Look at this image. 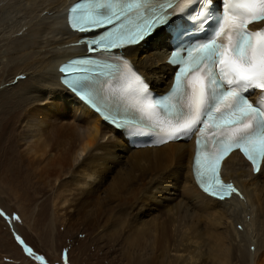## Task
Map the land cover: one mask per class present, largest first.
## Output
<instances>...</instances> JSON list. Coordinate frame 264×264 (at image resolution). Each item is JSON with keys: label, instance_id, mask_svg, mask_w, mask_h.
Masks as SVG:
<instances>
[{"label": "bare ground", "instance_id": "bare-ground-1", "mask_svg": "<svg viewBox=\"0 0 264 264\" xmlns=\"http://www.w3.org/2000/svg\"><path fill=\"white\" fill-rule=\"evenodd\" d=\"M72 1L0 0V34L16 33L7 36L12 48L1 52L0 60L21 58L9 61L13 73L30 72L12 90L18 101L1 112L0 177L6 179L8 172L14 188L20 186L14 179L26 183L29 205L51 192L39 205L53 206L54 237L61 234L58 219L67 224L77 219L90 230L95 226L91 235L108 240V252L119 248L125 264H231L233 233L241 256L252 239L254 264H264V162L257 173L239 150L232 151L221 174L239 195L219 199L204 192L193 177V139L130 146L120 130L60 80L61 61L90 51L80 39L87 33L67 24ZM44 9L52 13L41 14ZM13 13L38 17L13 24ZM168 39L160 26L144 41L122 49L157 91L171 79ZM138 194L147 196L143 202L154 209L129 220L123 216L127 203ZM195 215L204 217L205 230H198Z\"/></svg>", "mask_w": 264, "mask_h": 264}, {"label": "snow or ice", "instance_id": "snow-or-ice-1", "mask_svg": "<svg viewBox=\"0 0 264 264\" xmlns=\"http://www.w3.org/2000/svg\"><path fill=\"white\" fill-rule=\"evenodd\" d=\"M197 3L199 8H193L190 13L192 20L211 22L212 31L207 38L174 50L170 63L177 66V74L167 97L154 99L144 78L127 59L117 57L120 61L117 70L124 80L119 89L123 106L126 111L138 113L139 121L110 114H102V118L117 128L155 131L161 136V143L197 136L198 182L205 192L225 199L234 192L239 195L232 184L220 178L222 162L232 151H242L257 173L261 172L259 162H264V29L251 31L248 27L264 21V0H219L218 11L212 7L215 0H166L159 5V11L155 5H146L145 0H88L87 8L80 4L72 8L71 27L80 32L98 33L95 38L84 41L90 51L114 52L144 41L160 26L167 25L172 13H183ZM148 7L152 9L151 16L147 15ZM133 11L140 14V21L129 27L123 21ZM62 71L71 74L88 69L77 67ZM84 79L78 76L65 83L72 84L76 91ZM257 89L261 99L253 103L245 93ZM88 102L92 103L90 99ZM96 111L99 113L101 109L96 107ZM161 114L163 120L157 119ZM209 127L215 130L214 138L202 160L199 137ZM204 147L209 148V141H205ZM4 215L0 211V216ZM17 239L24 243L20 237ZM25 251L34 255L30 247L25 246ZM38 259L44 260V257Z\"/></svg>", "mask_w": 264, "mask_h": 264}, {"label": "rangeland", "instance_id": "rangeland-1", "mask_svg": "<svg viewBox=\"0 0 264 264\" xmlns=\"http://www.w3.org/2000/svg\"><path fill=\"white\" fill-rule=\"evenodd\" d=\"M41 12V14H44V12L52 13V11L46 9ZM22 17H25V19ZM37 17L38 16L30 17L29 15L23 16L19 13L15 15L13 13L11 15V19H16H12L13 24L20 19L21 22H34ZM11 19L9 21H11ZM20 31L21 30L17 31L18 34L21 33ZM13 34L16 33L11 32L9 35V33L4 32L0 34V55L1 52L4 54L5 51L12 48V44L7 45V42L9 41V37ZM7 57L6 59H8ZM6 59L2 58L0 60V116L3 110L13 106L14 103L18 101V95L13 94L12 90L19 85L18 82L22 76H27V74L30 73L29 71L17 72L16 74L13 73L14 67L11 68L13 64L9 61L20 60L21 62V58L7 60L10 66L9 64L7 65ZM66 176L67 175H64L63 177ZM9 178L8 172H6V179L0 177V211L5 213L4 216H0V264H45V262L46 264H125L126 260L123 255L120 254L119 248H117L115 252L112 250L108 252V240L105 241L106 239H101L98 241L93 239L91 234L95 226L90 230L88 225L81 222L80 224L77 219H74L70 224L58 219L56 221L58 224L57 231L61 234H59V238L54 237L55 233L58 234V232L54 233L52 229L54 226L52 225L51 219L55 217L53 206L52 204L51 206L39 205L42 198L44 197L45 199L51 192H45L43 196L36 198L34 205H29L27 200L28 191L24 189L26 188V183L21 185L19 180L14 179V181L20 185L18 188H14L7 181ZM36 185L39 187L46 186L48 189H51V185L48 184L47 186V184L42 182H38ZM103 192L104 191L101 192L102 196L104 195ZM139 195L140 194L133 197L127 203V213L123 216H126L129 220H131L132 217L133 220H139L144 217L150 208H152V205H147L143 202V200H146L147 196L138 198ZM16 216L19 217L18 220L15 219ZM36 217L37 221L34 220ZM106 217L108 218L109 214H107ZM113 218H115L114 215ZM194 220L198 230H205V220L203 216L195 215ZM64 227L65 229H63ZM54 229H56V224ZM94 232L97 233V230ZM247 232L250 231L247 229ZM234 234L235 233L231 236L234 254L231 264H254L255 249H257L256 245L250 242L252 239H249V242H247L248 248L246 249L247 254L241 256L238 247L240 241L238 239L236 241L237 236ZM17 237H20L24 243L21 244ZM25 246L30 247L34 255H29L25 251ZM38 257H44V260H40ZM206 261L208 260L206 259ZM209 263L210 261H208L207 264Z\"/></svg>", "mask_w": 264, "mask_h": 264}]
</instances>
